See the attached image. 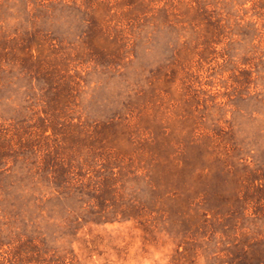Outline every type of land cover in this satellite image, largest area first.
Wrapping results in <instances>:
<instances>
[{
    "label": "rangeland",
    "instance_id": "rangeland-1",
    "mask_svg": "<svg viewBox=\"0 0 264 264\" xmlns=\"http://www.w3.org/2000/svg\"><path fill=\"white\" fill-rule=\"evenodd\" d=\"M0 264H264V0H0Z\"/></svg>",
    "mask_w": 264,
    "mask_h": 264
}]
</instances>
